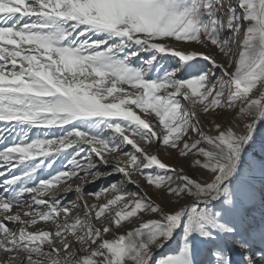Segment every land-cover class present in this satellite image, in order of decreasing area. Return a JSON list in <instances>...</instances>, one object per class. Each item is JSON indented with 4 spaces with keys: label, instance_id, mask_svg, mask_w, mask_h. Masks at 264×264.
I'll use <instances>...</instances> for the list:
<instances>
[{
    "label": "snow or ice",
    "instance_id": "snow-or-ice-1",
    "mask_svg": "<svg viewBox=\"0 0 264 264\" xmlns=\"http://www.w3.org/2000/svg\"><path fill=\"white\" fill-rule=\"evenodd\" d=\"M262 120L264 0H0V210L28 217H0V264H152L186 209L228 192Z\"/></svg>",
    "mask_w": 264,
    "mask_h": 264
},
{
    "label": "rangeland",
    "instance_id": "rangeland-1",
    "mask_svg": "<svg viewBox=\"0 0 264 264\" xmlns=\"http://www.w3.org/2000/svg\"><path fill=\"white\" fill-rule=\"evenodd\" d=\"M188 48L198 52L203 51V49L194 43H188ZM177 61L178 58L169 54L167 59L161 61V64L165 68L174 67L177 65ZM177 75L179 78L180 74L178 73ZM185 78L188 77L185 76ZM137 114L142 119H147L153 124L158 120V118H155L154 113L151 116H146L137 110ZM208 126H210V121L205 122V127L207 128ZM158 151L160 153L158 158H161L164 162L180 163L179 160L171 159L169 153L165 152L163 147ZM120 159H123V157H110V163H115L116 160ZM238 169H241V173L234 181H231L232 177L226 182V185L229 184V190L224 197L210 204H200L195 214L188 211L183 220V222L187 221L199 228L203 234V242L196 235L188 231L187 227L182 230L176 229L173 232L175 237L172 239V234L170 241L163 249L153 252L152 264L162 262L164 259L163 255L169 250L167 248H171L173 245L179 247L190 261H194L193 264H253L251 259L253 253H264V231L261 230V226H264V120L258 125L253 142L242 149L236 171ZM48 171L41 174L42 178H48ZM86 179L92 181L93 177H87ZM134 179L140 182L142 188L146 187L141 176L137 175ZM77 183L79 181L72 179L71 181L54 185L53 190L45 193L43 198L47 200L53 197L57 190L62 191L60 194L62 196L68 184H71L74 189ZM98 183L106 184L108 181L105 178H101ZM84 187L87 191L93 190L91 185H84ZM131 188L135 190V186H131ZM241 188L244 190L242 213L229 211L228 209L232 204L237 203ZM148 191L150 194L152 193V189L149 188ZM67 199L75 200L76 196L73 192H69ZM81 199L87 200L90 203L94 202V198L89 195H84ZM101 200H103V197ZM25 211L27 209L14 205L10 213H3L0 210V217L20 212L22 219H28V217L23 216V212ZM71 215L75 216L76 213L73 212ZM202 216L205 219H201ZM4 222L6 226L11 227L13 224H16L18 227V222H9L6 220ZM52 227L54 225L51 221L38 220V224L29 227L28 230L32 231L39 228L40 230L47 231ZM162 231H164L163 226L156 230L157 235ZM156 253L158 254L155 255ZM246 256L249 258L245 259ZM260 264H264V257H262Z\"/></svg>",
    "mask_w": 264,
    "mask_h": 264
},
{
    "label": "bare ground",
    "instance_id": "bare-ground-1",
    "mask_svg": "<svg viewBox=\"0 0 264 264\" xmlns=\"http://www.w3.org/2000/svg\"><path fill=\"white\" fill-rule=\"evenodd\" d=\"M241 173V169H238L237 171H236V174L233 176V178L231 179V181H234V179L239 175ZM230 181V182H231ZM229 182V183H230ZM227 186V188H228V190H229V184H227L226 185ZM61 192L62 191H60V190H57V192L55 193V197H61L60 196V194H61ZM225 196V195H224ZM224 196H222V197H224ZM221 197V198H222ZM10 213V212H9ZM187 214V213H186ZM186 214H184V218H185V216H186ZM10 215H14L13 213L12 214H10ZM183 218V217H182ZM184 218H183V220H184ZM183 225V226H182ZM186 227L188 228V231H190L191 233H193L194 235H196L197 236V238L200 240V241H202L203 242V234H202V232L199 230V228L198 227H196V225H192L191 223H189V222H187V221H185V222H182V223H180V225L176 228L177 230H182V229H186ZM176 229H174L173 230V232L174 231H176ZM173 234V237H172V235H171V237H172V239L175 237V234L174 233H172ZM171 237L170 238H161L160 240L163 242V246L161 247V246H157V247H155L154 248V250H153V252H155V251H159L160 249H163L164 248V246H166L167 245V243L170 241V239H171ZM167 249H169L168 250V252L166 251V253L163 255V257H164V259H163V261L164 260H167V259H176V258H179L180 260H182L183 262H184V264H193L194 263V261H190L189 259H188V257H187V255L179 248V247H177L176 245H173L171 248L170 247H168ZM158 253H156L155 255H157ZM153 260V259H152Z\"/></svg>",
    "mask_w": 264,
    "mask_h": 264
},
{
    "label": "water",
    "instance_id": "water-1",
    "mask_svg": "<svg viewBox=\"0 0 264 264\" xmlns=\"http://www.w3.org/2000/svg\"><path fill=\"white\" fill-rule=\"evenodd\" d=\"M188 212V210L186 209L185 210V214ZM183 218H184V216H183ZM183 218L181 219V223L183 222Z\"/></svg>",
    "mask_w": 264,
    "mask_h": 264
}]
</instances>
